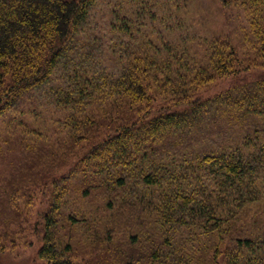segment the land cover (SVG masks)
Segmentation results:
<instances>
[{
  "label": "trees",
  "instance_id": "obj_1",
  "mask_svg": "<svg viewBox=\"0 0 264 264\" xmlns=\"http://www.w3.org/2000/svg\"><path fill=\"white\" fill-rule=\"evenodd\" d=\"M223 2L236 43L194 36L195 0H0V118L42 106L54 128L0 157L1 250L31 221L17 195L47 186L36 264H264V210L237 223L264 203V0ZM73 192L92 219H63Z\"/></svg>",
  "mask_w": 264,
  "mask_h": 264
},
{
  "label": "rangeland",
  "instance_id": "obj_2",
  "mask_svg": "<svg viewBox=\"0 0 264 264\" xmlns=\"http://www.w3.org/2000/svg\"><path fill=\"white\" fill-rule=\"evenodd\" d=\"M190 11L192 12L191 18L189 14V26L191 27V31L196 34L194 35L195 37L199 38V36L206 33L208 35L215 34V36L221 40L231 38L234 43L240 40L237 34L239 28L238 13L228 6H225L223 0H195L194 6H192ZM95 16L98 18V14H95ZM200 32L204 33L200 35ZM251 70H255V68H251ZM240 74L245 75V72L243 71ZM230 79L231 76L227 78L215 77L210 83L211 94H215L222 88L229 86L231 83ZM26 110L31 111L27 112L28 115L32 113L34 115L25 117L24 115H20L22 114L21 112H12L9 115L12 121L9 120L10 118L8 117L0 118V157L9 162L13 161L17 154L19 155L20 146H24L26 149L25 151L30 150L32 147L41 150L47 148L54 142V128L49 115H47V111L44 113L42 106L39 109L37 108L35 112L29 108ZM4 168L3 166L2 169ZM46 187L47 186L39 187L40 189L33 190L27 196H21L24 195V191H20L21 194H19V196L17 195L14 201V205L16 206L14 207L28 214L31 221L30 224L27 225L26 231L19 234L15 243H6L7 249H0V259L3 264H36L40 261L38 252L42 246V241L39 240V237L32 230L31 224H34L41 216V211L44 210V208L48 209L51 207V190ZM41 188H45V190L42 191ZM71 190H73V188ZM78 198L81 197L73 192L69 201L67 199L64 200L65 206L63 213H65V215L63 214V219H69L70 214H72L71 212L76 215V219H83L82 217L84 216H88L92 219L90 213L87 212L89 211L88 206L90 202L84 200L86 202L85 204L83 201H76ZM17 204H19L20 207H17ZM260 204L261 206L259 204L254 205L245 211V214L242 215V219H239L237 222L238 228L240 227L243 231L248 230L246 227L248 224L247 219H251V217H254L257 213L264 210V203ZM90 206L96 207L97 204L93 202ZM82 212L85 214H82ZM97 218H100V215H98ZM232 234L233 233L227 234L224 240L222 237H216V235L209 237L206 239L207 246L212 248L222 247L229 251H233L235 250V244L233 246L231 242L234 243L236 235ZM66 238H71L80 252L86 250L85 248L88 242L91 241V237L86 236L84 230L81 228L75 229L73 234L67 233ZM204 241L205 239L202 240V242ZM230 245H232L233 248H230ZM96 251L97 249L93 250V253L95 254ZM91 252L92 250L86 251V253ZM190 257L191 259H195V261H197L196 257H199L198 261L201 262L200 264H205V257L203 255L194 256V254L191 253ZM92 259L93 256L89 260L91 261Z\"/></svg>",
  "mask_w": 264,
  "mask_h": 264
}]
</instances>
